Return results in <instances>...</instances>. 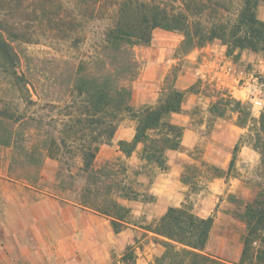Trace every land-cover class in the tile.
I'll use <instances>...</instances> for the list:
<instances>
[{
  "label": "trees",
  "instance_id": "16d2710c",
  "mask_svg": "<svg viewBox=\"0 0 264 264\" xmlns=\"http://www.w3.org/2000/svg\"><path fill=\"white\" fill-rule=\"evenodd\" d=\"M259 1L242 0L230 23L225 17L228 0H0V147L11 151L10 174L36 185L44 160L57 161L53 189L73 194V203L107 218L120 234L132 213L124 203L144 196L138 178L167 171V152L181 150L184 130L170 118L181 113L193 92L179 89L176 76H168L156 104L134 110L131 83L140 70L134 48L149 46L153 32L161 30L181 35L183 52L214 40L226 46L228 55L246 49L264 52V21L256 15ZM97 20L106 23L96 34L91 55L79 63L52 60L37 71L24 46L35 43L41 31L78 43ZM38 101L62 118L45 122L29 112ZM211 108L215 118L235 113L240 128L258 126L251 147L264 162V113L253 119L247 107L226 94ZM124 116L135 121L133 139L118 142L124 158L96 167L100 148L111 144ZM242 140L233 148L229 171ZM138 148L140 171L130 175L126 160ZM224 176L221 169L199 162L185 165L180 181L196 193L204 189L203 180L207 187ZM147 198L153 202L152 196ZM245 219L248 232L236 264H264L262 195L246 208ZM213 224V217H198L189 203L168 208L153 226L143 228L161 238L163 252L154 264H220L205 253ZM119 263H136L133 247H127Z\"/></svg>",
  "mask_w": 264,
  "mask_h": 264
},
{
  "label": "rangeland",
  "instance_id": "374dc122",
  "mask_svg": "<svg viewBox=\"0 0 264 264\" xmlns=\"http://www.w3.org/2000/svg\"><path fill=\"white\" fill-rule=\"evenodd\" d=\"M228 1L229 12L225 17L232 23L242 0ZM261 6L264 8V0L258 2L256 15L259 20ZM105 23L101 20L90 23L91 29L85 32L84 40L79 38L78 43L70 39L62 41L54 34H51L52 38L41 31L43 35L37 36L35 43L24 48L34 65H38L37 71L45 63L49 67L52 60L67 59L79 63L92 54L96 34ZM182 40L179 34L155 30L149 46L134 48L140 70L137 79L131 83V106L139 110L156 104L168 76H176L175 84L179 89L193 90L183 103L189 108L180 114L190 117L189 128L198 131L202 139L187 152L192 162L186 165L205 162V152L213 153L214 148H224L226 155L218 154L217 159L224 163L225 170L222 171L225 176L218 182L219 186L206 187L203 180L200 185L204 189L196 193L177 188L183 195L181 204L189 203L194 213L214 219L205 253L219 259L220 264H236V254L243 247L248 232L246 208L251 207L257 194L264 197V162L251 147L255 143L254 134L258 126L250 124V127L242 128V145L234 154V165L229 171V161L233 158L231 133L225 129L217 131V118L210 111L217 99L226 94L247 107L253 119H259L264 113V100L262 110L258 111L250 103L249 91L256 84L264 87V52L246 49L235 50L228 55L226 46L218 40L183 52L180 49ZM32 100L37 101V97L32 95ZM32 110L45 122L62 118L60 112L48 109L43 101H38L29 112ZM224 118L237 120L232 112H227ZM178 119L177 116L170 118L171 121ZM131 128H135V121L124 116L111 144L100 148L96 167L121 158L118 142L123 140L119 137L126 138V131ZM245 148L249 149L248 154ZM10 155L9 149L0 147V264H120L127 247H133L135 251V264H154L163 252L161 238L143 229L157 221L147 219L145 215L155 211L156 201L152 203L147 198V186L159 176V170L152 171L148 177L138 178L141 183L139 189L144 196L140 201L129 202L127 206L132 210L130 225L120 234H115L107 218L73 203V194H61L53 189L59 166L57 161L46 158L39 182L29 185L10 174ZM132 156L129 162L126 160L130 175L140 171L139 148ZM207 164L221 169L220 163ZM169 184L165 192L170 193L171 189L175 193L177 188Z\"/></svg>",
  "mask_w": 264,
  "mask_h": 264
},
{
  "label": "crops",
  "instance_id": "0c3cea01",
  "mask_svg": "<svg viewBox=\"0 0 264 264\" xmlns=\"http://www.w3.org/2000/svg\"><path fill=\"white\" fill-rule=\"evenodd\" d=\"M259 13L261 15L260 20L264 21V8H262V6L259 7ZM188 108H189L188 104L182 105V110H187ZM174 116L179 117V119H178V121L173 120L171 122L177 126L184 128L183 138H182V147H181L180 151H169V152H167V154H166L167 166H168L167 171H165V172L160 171L159 176H157L151 184L149 182V184H148L149 187L147 186V194L153 197V201H156L155 202V211H154L155 214L151 213V215H145V218H147V219L154 218V219L158 220L165 214V212L167 211L168 208L180 207L182 205L181 203L183 202V200H182L183 195L178 192L177 187H182V188L188 189L180 181L181 173L184 169V166L187 163L192 162L191 158H189V156L187 155V152L189 150L193 149L202 139L200 137L198 131H195V130L189 128V126H188V122L190 120L189 116L183 115V114L172 115V117H174ZM216 127H217L218 132H223L224 129L229 130V132L231 133V137H232L230 147L234 148V146L236 145V143L240 139V134L243 132V129L236 125V118H233L231 120H226L224 117L217 118ZM126 132H127V137L125 138V137L120 136L119 140L129 142L133 139L134 132H135L134 128L127 129ZM119 133H121V132H119ZM245 149L247 150V154H248L249 149L248 148H245ZM218 154L226 155L225 149L224 148H222V149L214 148L213 153L205 152V154L203 156V160L207 163H214V164L220 163L221 164L220 165L221 170H225V166L222 165L224 163H221V161L219 159H217ZM252 154H255L253 156H256V153L254 151H252ZM121 158H124L122 154H121ZM132 158H133V156H131L129 159H127V162H129ZM220 180L223 181L221 178L216 179V180H214L215 182H211L209 185L219 186L218 182ZM169 182L171 184H173V186L175 188H177L175 193H174V191L172 192L171 189H170V193L168 191L165 192V190L170 186ZM152 203H154V202H152ZM124 204L128 205L129 203L125 202ZM196 215L201 217V218H207V216H205L201 213H197ZM208 246H209V243L207 244L206 249L208 248ZM206 249H205V252H206ZM241 251H242V247L237 252L235 260L238 259V261H239ZM158 252L160 253V251H158Z\"/></svg>",
  "mask_w": 264,
  "mask_h": 264
},
{
  "label": "built area",
  "instance_id": "2783aa9c",
  "mask_svg": "<svg viewBox=\"0 0 264 264\" xmlns=\"http://www.w3.org/2000/svg\"><path fill=\"white\" fill-rule=\"evenodd\" d=\"M250 93V103L253 108H257L258 111H261L263 108V100H264V87L263 85L256 84L253 86V89L249 91Z\"/></svg>",
  "mask_w": 264,
  "mask_h": 264
}]
</instances>
